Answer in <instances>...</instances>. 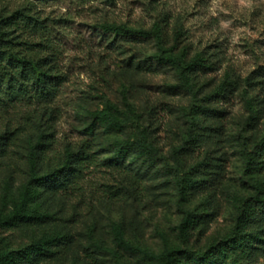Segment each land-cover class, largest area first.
<instances>
[{
  "label": "rangeland",
  "instance_id": "374dc122",
  "mask_svg": "<svg viewBox=\"0 0 264 264\" xmlns=\"http://www.w3.org/2000/svg\"><path fill=\"white\" fill-rule=\"evenodd\" d=\"M18 9L36 18L17 19L16 34L34 43L22 45L23 50L46 57L64 81L55 98H40L30 87L27 99L0 108V131L9 129L13 138L8 164L0 167V182L11 173L15 186L20 183L25 174L24 140L30 134L41 129L52 134L48 157L54 161L68 143L78 144L83 137L78 109L101 106V93L122 104L124 88L145 123L156 128L162 152L169 155L172 145L185 135L184 109L191 102L190 95L172 87L177 77L168 66L137 70L126 65L131 55L142 61L152 55L153 41H138L121 52L107 46L96 26L104 21L144 28L159 23L169 45L174 43V31H181L176 50L186 46L189 56L203 51L214 61L211 69L195 73L200 97L214 90L226 74L235 81L232 93L217 104L225 112L220 117H200L199 138L206 143L193 147L187 155L188 164L212 158V167L206 170V187L192 193L188 205L207 214L191 244L203 248L226 233L236 211L235 197L250 195L255 180H264V169L245 172L241 151L244 144L251 148L260 139L264 124V0H0L1 14ZM250 98L252 104H246ZM108 157L109 153L98 152L94 163L83 169L78 186L45 205L59 216L76 214L70 250L49 264H148L115 246L110 231L113 221L124 223L131 242L154 252L164 246L160 233L170 244L178 243L172 227L180 222L181 214L169 176L145 172L141 163L132 164L143 175L144 185L141 196L135 199L126 189L129 181L123 180L124 169ZM50 228L52 224L45 223L10 228L1 234L15 248ZM91 236L117 254L95 253L88 246Z\"/></svg>",
  "mask_w": 264,
  "mask_h": 264
},
{
  "label": "trees",
  "instance_id": "16d2710c",
  "mask_svg": "<svg viewBox=\"0 0 264 264\" xmlns=\"http://www.w3.org/2000/svg\"><path fill=\"white\" fill-rule=\"evenodd\" d=\"M20 16L36 20L26 15L24 9L15 10L9 15L0 13V108L27 99L30 87L40 98H55L64 81L46 57L23 50L22 45L34 43L23 41L21 35L16 34ZM96 26L102 32L107 46L121 52L138 41H153L155 51L152 55L143 61L131 55L125 60L126 65L130 68L134 66L137 70L152 65L168 66L174 70L177 82L172 87L186 92L191 98L190 104L184 109L187 124L185 135L180 143L172 145L169 155L163 153L156 128L151 123H145L143 114L129 99L126 88L121 91L122 104L101 93V106L95 109L83 107V111L78 109L83 137L78 144L68 143L62 155L54 161L48 157L53 143L52 134L42 129L30 134L24 140L25 174L20 183L15 186L11 173L5 174L0 182V264H49L50 260L70 250L74 241L71 225L76 222V214L59 216L45 205L67 196L78 186L83 169L92 165L96 154L101 151L109 153L108 160L124 169L123 180L129 181L126 189L135 195V199L141 196L144 185L141 180L143 175L138 169L135 171L133 165L141 163L145 172L153 170L157 174L169 176L175 186V203L181 214L180 222L172 227L178 243L170 244L166 235L160 233L164 246L159 252L134 244L127 238L123 222H111L112 239L118 249L137 255L148 264H264L262 179L255 180L250 195L235 197L236 211L226 233L203 248L191 244L194 233L207 214L204 216L203 212L188 205L192 193L206 187V170L212 167V158L209 160L205 157L199 162L188 164L187 155L191 154L193 147L206 143L199 138L200 117H220L225 112L217 104L232 93L235 83L233 78L226 74L214 90L200 97L194 82L195 73L211 69L214 61H210L203 51L189 56L186 46L176 50L181 35L179 29L174 31V43L169 45L159 23L151 28L114 21L100 22ZM247 83L251 84L249 79ZM247 91L244 90L245 93ZM252 101V98L246 99L245 103L252 104ZM79 108L82 109L80 105ZM12 140L9 129L0 131V167L8 164ZM241 151L246 173L264 169V124L260 139L251 148L244 144ZM45 223L52 224V228L15 248L1 234L2 230L31 228ZM88 246L95 253L117 254L114 248L92 236Z\"/></svg>",
  "mask_w": 264,
  "mask_h": 264
}]
</instances>
